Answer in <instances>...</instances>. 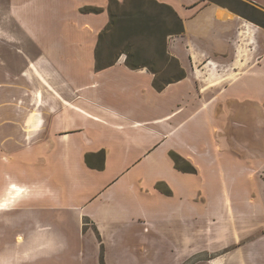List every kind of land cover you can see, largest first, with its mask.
<instances>
[{
	"label": "crops",
	"instance_id": "crops-1",
	"mask_svg": "<svg viewBox=\"0 0 264 264\" xmlns=\"http://www.w3.org/2000/svg\"><path fill=\"white\" fill-rule=\"evenodd\" d=\"M53 1L7 0L20 34L0 28L23 54L26 41L44 52L0 88V264H199L202 251L218 254L209 264H259L242 256L250 211L263 212L233 192L249 176L232 122L255 106L264 137V28L209 0H158L184 21L169 43L187 73L158 91L123 57L102 70L47 64L70 40L49 27L71 18ZM201 100L202 117L180 106Z\"/></svg>",
	"mask_w": 264,
	"mask_h": 264
},
{
	"label": "rangeland",
	"instance_id": "rangeland-1",
	"mask_svg": "<svg viewBox=\"0 0 264 264\" xmlns=\"http://www.w3.org/2000/svg\"><path fill=\"white\" fill-rule=\"evenodd\" d=\"M6 1L7 0H0V28H5L13 31L16 34H20L15 23L7 24L4 21L7 11ZM76 1L77 0H58L57 5L54 6L56 7V11H62V13H65L63 14V16L71 17L68 18L66 22H64L63 20L61 21L58 18L56 19L49 16V27L51 28V31L58 34H66L68 37H70L69 41L61 42L63 44V48L66 49L62 51L61 57H57L55 60L49 53L46 52L45 54L47 57V60L45 62L47 64H53V66H55V68L57 69H59L63 65L92 66V64H95V49L97 46L98 37L100 32L109 22L108 6L110 0L82 1V3L77 2L76 7H72V3L74 5ZM123 1L124 0H119V2ZM214 1L220 2L222 5L230 7L234 11L243 15L244 18L248 19V21L264 28V7L260 6L259 4L254 3L250 0H246L262 13L250 7H245L239 3H236L233 0ZM52 4H54L53 0ZM89 8H92L96 11L85 13L84 10H89ZM117 10L119 11V13L121 12V8ZM169 41L170 38L168 39V50L172 54ZM19 46L20 45L18 43H8L6 39L0 35V88L2 86H5V84L10 80L8 77V72H11L12 74H20L22 69H25V65L27 64V55L31 56V58L34 59L41 56L43 52L36 44L30 43L29 41L24 42L22 45V48L26 51L25 54L18 50ZM136 46L138 47L142 56L152 57V55L155 53L152 45L150 44V42H147V40L138 41L136 43ZM122 57L126 60L125 54H123L120 59ZM159 66V68L162 69L159 73V77H173L180 74L179 68H177V66L173 62L171 64L160 63ZM238 75L239 74H231L227 79V82H229L232 77L234 79ZM25 76L28 77L29 73L25 72ZM180 106L184 108L188 107V109H190L189 112L200 113L199 115H201V117L202 114H204L202 112L207 111V106L204 104L203 100L198 103L195 102L194 105L185 104L183 102L180 104ZM167 118H170V116ZM260 122L261 119L257 114V108L255 106L249 109V114L246 116V120L242 119L239 116L238 120L235 121L234 119V122H232L233 126L236 128L237 126H241L240 123H243L242 126H244L243 128H238L239 133L243 138L240 137L242 141L241 143H236L234 141V150L237 153L238 157L246 161L248 164L247 166L244 165L242 166V168H240V174L245 175L247 172V175L249 176L248 184L246 186L234 185L233 192L242 193L244 195L248 194L250 198L253 197V199L251 198L250 202L254 204V207L248 206L249 209L259 210V212H263V218L260 217L259 222H256L255 214L253 215L250 211V215L248 218L249 227L246 233L247 238L242 243L245 246V253L242 252V256L257 258L259 264H264V137L256 136L257 130H260ZM258 133L261 135V132ZM233 137L234 139H236L237 136L233 135ZM240 138L238 137V140ZM240 144H242V146ZM246 147L248 148V150L246 149ZM179 156L181 158V160L179 161V166L182 168H186L189 171H187L186 169L180 170L185 172H194L190 171L192 170L191 166L194 167V165H192L191 162H189L181 155ZM173 158L176 162L174 156ZM97 160V164L98 162L100 163L101 157H98ZM234 205L238 207L237 203H235ZM256 223L259 224V231L251 232L256 227ZM211 242L212 241L208 239L206 241V245L210 244ZM202 246H204L203 243ZM76 247L77 246H75V250L78 252L79 248ZM217 256L218 254L202 251L200 256V259L202 261L199 264H209V261ZM195 261L196 260L190 259V261L186 264H194Z\"/></svg>",
	"mask_w": 264,
	"mask_h": 264
},
{
	"label": "trees",
	"instance_id": "trees-1",
	"mask_svg": "<svg viewBox=\"0 0 264 264\" xmlns=\"http://www.w3.org/2000/svg\"><path fill=\"white\" fill-rule=\"evenodd\" d=\"M222 5L220 2L210 0ZM245 7L261 12L246 0H233ZM121 8V12L117 9ZM92 8L85 13L95 12ZM109 22L100 32L95 49V67L97 70L108 68L126 55V65L132 69L146 67L155 76L153 86L162 91L167 85L186 77L187 73L179 60L168 50V39L171 36L182 35L185 31L184 21L177 11L169 4L158 0H110ZM262 13V12H261ZM264 14V13H263ZM147 40L153 47L152 57L142 56L136 43ZM174 63L180 70L179 75L173 77H159L160 63ZM102 156L103 153H100ZM179 169L180 156L173 154ZM189 165V164H188ZM191 166V165H190ZM196 172V169L192 167ZM189 171L188 169H186ZM161 188V184H159Z\"/></svg>",
	"mask_w": 264,
	"mask_h": 264
}]
</instances>
